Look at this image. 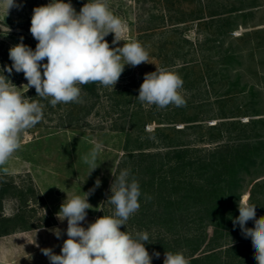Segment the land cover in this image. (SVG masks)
Listing matches in <instances>:
<instances>
[{"label":"rangeland","instance_id":"rangeland-1","mask_svg":"<svg viewBox=\"0 0 264 264\" xmlns=\"http://www.w3.org/2000/svg\"><path fill=\"white\" fill-rule=\"evenodd\" d=\"M49 2L17 0L21 6L8 14L0 7V67L11 65L9 49L21 38L35 49L37 41L29 31L33 9ZM71 3L78 12L87 0ZM108 4L124 25L123 41L112 45L114 34H109L105 38L109 44L118 47L138 41L149 54L148 63L125 65L115 89L97 83L93 95L80 85L82 102L53 107L50 99L23 86L27 84L23 73H4L22 95L43 106V119L22 134L20 150L3 166L7 171L0 169V217L20 218L16 223H4L14 230L0 237V264H49L41 249L52 248L59 254L67 239V221L56 218L66 194L83 196L97 179L101 184L89 196L93 208L88 210L84 226L112 215L114 207L106 200L113 177L124 170L123 162L132 167L125 160L127 152L141 148L165 151L170 142L210 149L218 144H205L216 134L208 132V127L264 119V0H108ZM156 68H167L182 78L183 106L158 109L138 100V78ZM157 128L161 132L155 135ZM179 130L183 131L176 132ZM224 134L221 143L238 135L264 137V125ZM95 144L101 146L96 161L100 166L90 174L92 169L82 157ZM255 173L245 181L240 201L248 197L259 218L264 216V185H255L264 184V164ZM133 216L121 231L133 235L147 231L145 247L150 255L154 252L150 246L160 239L174 241L156 227H139ZM54 228L62 230L60 239L50 231ZM213 231L212 227L206 229L207 242ZM230 240L220 249L237 243L236 235ZM248 245L252 243L248 241ZM206 250V246L200 247L194 258ZM159 259L164 260V253Z\"/></svg>","mask_w":264,"mask_h":264},{"label":"clouds","instance_id":"clouds-1","mask_svg":"<svg viewBox=\"0 0 264 264\" xmlns=\"http://www.w3.org/2000/svg\"><path fill=\"white\" fill-rule=\"evenodd\" d=\"M21 5L17 0H0L8 14L12 8ZM37 41L35 49L23 43V38L9 49L11 65L0 67V169L21 148L22 134L35 127L43 119V106L31 101L18 90L9 76L23 73L28 90L35 89L36 96L50 99V104L80 103V85L100 84L115 89L125 65L136 67L148 63L149 54L138 41L123 42V22L110 10L108 0H87L77 12L71 0H50L34 7L29 29ZM114 34L112 45L105 39ZM47 61L44 63V61ZM7 72L9 76L4 73ZM182 78L175 72L160 68L144 75L138 100L146 106L158 109L169 105L181 107L185 100L181 95ZM101 146L95 147L85 156L83 162L97 169V157ZM128 169L113 177L107 200L114 207L110 216H101L87 223L88 210L93 206L89 196L100 187L101 181L83 196L66 194L56 218L67 221V239L63 241L59 254L52 248H42L49 264H152L153 257L145 247L149 241L147 231L135 235L121 231L128 220L140 209L141 190L136 179L130 178ZM239 215L233 219L234 227L239 225L245 238H250L257 264H264V216L257 218L256 206L248 203V197L238 202ZM248 221L254 227H246ZM39 231V230H38ZM60 239L63 232L51 229ZM234 243V242H233ZM36 244V240L35 243ZM39 247L38 244H36ZM163 264H189L183 252H165Z\"/></svg>","mask_w":264,"mask_h":264},{"label":"trees","instance_id":"trees-1","mask_svg":"<svg viewBox=\"0 0 264 264\" xmlns=\"http://www.w3.org/2000/svg\"><path fill=\"white\" fill-rule=\"evenodd\" d=\"M96 84L82 87L96 95ZM258 125L263 126L264 119L248 123L234 120L210 126L207 131L216 134H211L205 144H218L210 149L170 142L164 146L165 151L146 152L148 149L141 148L127 152L125 160L132 167L124 166V162L122 167L130 171V178L138 181L141 190L142 209L132 221L139 227H156L165 237H174V241L160 239L150 246L151 250L188 251L184 255L189 264H257L254 249L248 245L251 239L242 235L239 225L233 228V219L239 215L238 202L245 181L253 179L255 169L264 164V137L256 134L251 139L238 135L234 140L221 142L224 133L229 136L236 128ZM159 132L161 128L155 130V135ZM263 185L258 183L255 187ZM2 199L0 196V205ZM19 219V216L0 217V237L14 230L6 228L4 223H16ZM208 227L214 231L207 242ZM246 227H254V222H247ZM232 235H236L237 243L220 249L231 243ZM202 246H206V252L194 258ZM163 261L153 257L152 264H163Z\"/></svg>","mask_w":264,"mask_h":264},{"label":"water","instance_id":"water-1","mask_svg":"<svg viewBox=\"0 0 264 264\" xmlns=\"http://www.w3.org/2000/svg\"><path fill=\"white\" fill-rule=\"evenodd\" d=\"M143 80H144V78H143L142 76H140V77L138 78L139 86L143 83Z\"/></svg>","mask_w":264,"mask_h":264}]
</instances>
